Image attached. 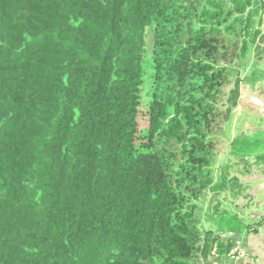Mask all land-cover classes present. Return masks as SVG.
<instances>
[{"label": "trees", "instance_id": "1", "mask_svg": "<svg viewBox=\"0 0 264 264\" xmlns=\"http://www.w3.org/2000/svg\"><path fill=\"white\" fill-rule=\"evenodd\" d=\"M252 1L0 0V264H199L264 231L212 206Z\"/></svg>", "mask_w": 264, "mask_h": 264}, {"label": "rangeland", "instance_id": "2", "mask_svg": "<svg viewBox=\"0 0 264 264\" xmlns=\"http://www.w3.org/2000/svg\"><path fill=\"white\" fill-rule=\"evenodd\" d=\"M252 14L251 25L252 28L257 26L259 22L261 25L258 27L259 37L253 48L249 51L245 64L241 69V84L245 85L249 75H244L245 67L249 64L254 63V58L250 61L249 56L264 55V11L262 4L258 0H253L252 5L249 8ZM148 69L150 70V62L146 60ZM255 64V63H254ZM257 95V94H255ZM240 97L238 100L237 107L233 110L230 120L225 124L222 135L219 137L217 145V157H215V179L221 183L226 181V187L219 190V194L213 200V205H220V207L227 209L230 212L238 214L244 222L250 223L257 214V212L264 211V186L261 189L263 182L257 181V177L261 175L262 169H264V143L256 144L252 154L246 156H239L233 154L237 144H234L238 134L242 133L243 125L251 122L252 120V107L250 106L249 97L247 95L243 102V108H239L241 101ZM262 95L254 96L251 99L256 104L263 102ZM259 97V98H258ZM242 138V137H241ZM232 141V143H230ZM235 146V147H234ZM240 154V153H238ZM254 156V157H252ZM264 174V172H263ZM233 178H237L234 180ZM255 194V196H254ZM254 196V197H253ZM210 197V196H209ZM255 198V199H254ZM260 201L259 206L256 204Z\"/></svg>", "mask_w": 264, "mask_h": 264}, {"label": "crops", "instance_id": "3", "mask_svg": "<svg viewBox=\"0 0 264 264\" xmlns=\"http://www.w3.org/2000/svg\"><path fill=\"white\" fill-rule=\"evenodd\" d=\"M254 58V63L249 64V66L244 70V75H249L245 82V85L240 86L241 101L239 108H243L242 99H246L247 95L249 97L250 106L252 107V121L245 123L242 133L238 134L236 137H242L247 141H260L264 143V55H251L248 57ZM255 94L262 95L263 102L261 104H256L254 101ZM259 98V97H258ZM232 143V141H230ZM254 157V156H252ZM264 169L261 171V175L257 177V181H264ZM264 186L261 185V189ZM255 196V194H254ZM253 196V197H254ZM255 199V198H254ZM258 202V201H257ZM261 202L256 203L258 206ZM258 215L263 214V212H257ZM223 235V234H222ZM223 238L229 239L230 243L228 245V252L224 255H219L213 251L206 260L200 259L197 263L199 264H264V231L260 230L257 233L254 232H243V233H232L223 235Z\"/></svg>", "mask_w": 264, "mask_h": 264}, {"label": "built area", "instance_id": "4", "mask_svg": "<svg viewBox=\"0 0 264 264\" xmlns=\"http://www.w3.org/2000/svg\"><path fill=\"white\" fill-rule=\"evenodd\" d=\"M261 4H262V6L264 7V0H258Z\"/></svg>", "mask_w": 264, "mask_h": 264}]
</instances>
